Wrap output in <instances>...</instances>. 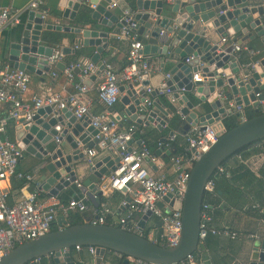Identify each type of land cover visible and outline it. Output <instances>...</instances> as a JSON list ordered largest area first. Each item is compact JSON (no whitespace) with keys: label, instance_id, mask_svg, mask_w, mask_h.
<instances>
[{"label":"water","instance_id":"obj_1","mask_svg":"<svg viewBox=\"0 0 264 264\" xmlns=\"http://www.w3.org/2000/svg\"><path fill=\"white\" fill-rule=\"evenodd\" d=\"M114 1L66 0L62 4V19L75 20L77 12L82 11L87 3L93 6L87 21L79 22L77 26L46 23L39 11L29 9L21 30L12 33L6 59L15 69L43 77L51 72L46 58L55 51L53 46L47 45L44 31L71 32L80 34L74 40L75 44L95 47L88 62L95 63L98 67L95 73L100 74L104 66L101 54L107 49L110 39L106 28L113 25L121 28L126 23L123 18L118 22V17L113 14L110 5ZM133 5L134 11L131 10L138 23L136 33L143 44V55L164 54L180 59L170 71L166 86L177 99L184 132L194 125L205 127L215 122L222 125L220 119L226 107L224 100L215 97L207 101L216 89L222 90L236 105L257 107L258 102L264 100V56L250 69L233 60L231 45L220 46L203 33L212 27L224 29L230 35L240 34L242 37L237 42L241 43L253 37L249 33L252 30L264 43V0H134ZM71 51L74 49L68 46L61 49L63 55ZM189 55L193 60L186 62ZM65 64L60 61L56 65L63 70ZM82 68L76 67L74 72L79 73ZM197 70L202 73L201 81L192 80ZM84 81L89 82L88 79ZM141 85H146V82ZM119 90L125 92L119 101L125 106L124 112L130 121L163 130L169 121L170 108L164 109L158 99L148 108L143 103L142 89L135 88L133 84H129L127 89L120 86ZM14 129L15 140L24 153L33 155L42 163L36 168L39 172L38 188L56 196L77 181V161L84 157L82 147L93 146L92 137L97 133L88 116L76 118L68 109L56 110L49 105L39 107L28 124H15ZM169 134L172 135L173 131ZM161 139L165 140V137ZM257 141H264V111L224 130L193 163L181 204V233L174 246H162L116 225L92 223L88 218L81 223L66 224L65 218L58 216V229L15 246L1 258L0 264H27L48 254L53 255L56 264H74L70 249L76 245L95 247L94 264H104L103 258L108 251L124 255L126 258L122 264H133L130 259L149 264H179L187 255L194 253L199 244L200 212L206 181L237 150ZM174 152V148L167 150L165 147L155 151L162 158ZM118 160V156L109 154L97 158L92 166H88L89 174L77 188L88 195H100L102 192L97 191V185L115 170ZM146 160L149 161L148 158ZM98 204L97 199L95 205ZM151 216V212L146 211L139 217L137 226L140 231ZM252 254L253 258H260L253 264H264V246L258 247L255 241Z\"/></svg>","mask_w":264,"mask_h":264},{"label":"built area","instance_id":"obj_2","mask_svg":"<svg viewBox=\"0 0 264 264\" xmlns=\"http://www.w3.org/2000/svg\"><path fill=\"white\" fill-rule=\"evenodd\" d=\"M46 1L31 0L28 8L39 11L41 18L45 19L46 14L40 8L45 5ZM166 1L172 2L174 0ZM10 17L9 7L0 9V34L5 26L10 23ZM123 19L126 23L115 33V39L127 41V63L117 69L111 62H104L103 69L100 71L101 80L95 88L97 99L105 107L99 113H92L90 103L84 98L90 89L84 80L98 69L95 63L78 60L65 64L62 73L70 79L75 76L74 69L83 66L80 71V80L74 85V92L65 96L58 93L42 96L38 94L27 95L32 79L31 73L26 70L15 69L7 63H0V102L10 103L8 120H13L15 124H28L32 120L34 112L39 107L47 105L55 107L56 110L68 109L76 118L88 116L90 124L97 129V133L93 136V146L82 150L88 166L94 164L95 160L99 158V154H102L101 156L109 154L113 157H119L118 166L107 176L105 181L102 180L97 185V191H119L129 194L126 197L129 199L124 198L120 202L123 212L115 215L114 210L109 205H95V200L98 198L97 193L88 195L80 191V195L71 197L64 202L60 196L48 194L36 186L28 189V186L34 183V173L24 172L18 168V163L24 155V149L19 146L18 141L5 135L7 120L0 119V260L15 246L51 231L59 213L64 217L70 212L85 213L90 211L89 222L116 225L124 230L139 233L162 246L177 244L181 233V204L190 169L202 153L217 141L225 128L220 124L218 127L214 125L191 126L184 133V152L178 155L172 153L168 156L167 163L172 170V175L167 176L162 171L156 174L150 170L146 158L158 168L164 166L165 160L143 144L137 146L131 144L132 141L128 143L139 131L138 127L132 123L125 128H120L116 114L108 109L118 102L121 94L119 87L122 83H129L134 86L140 84L139 86H142L144 77H147L151 72V67L141 52L143 44L137 39L138 23L133 18V11L124 9ZM18 21L14 19V23H18ZM226 41L225 37L220 39V43ZM230 45L233 60L240 61L244 47L236 41L231 42ZM76 47L78 46L76 45ZM62 58L61 51L55 50L50 57L46 58V61L52 67ZM191 60H193L192 55L185 59L186 62ZM256 62L247 63L246 66L253 69ZM52 75H56V72L53 71ZM165 78L168 80L170 74L167 73ZM202 79L201 71L197 70L193 73V81H201ZM153 91L154 89L150 86L142 87L143 103L148 108H151L154 102ZM157 92L163 94L172 106H176L177 113H179L177 99L166 86V83L158 88ZM215 97L224 100L225 114L237 112L241 121L246 120L243 105H236L232 99L226 97L222 90L216 92L213 98ZM164 137L165 140L157 141V149L165 147L170 150L175 141L176 133L173 132L172 135L168 133ZM215 174L229 176V173L222 166L217 168L213 175ZM212 176L204 185V195H215V181ZM12 178L23 181V185L18 196L10 202L9 191L1 182H8ZM75 185L80 187L81 182L75 181ZM165 197L167 200H164ZM159 202L162 203L161 206L158 205ZM209 208L207 203L202 202L198 231L199 243L208 234L228 235L234 238L236 232H230L226 228L211 227ZM146 211H150L158 219L160 230L157 234L145 233L144 230L140 231L137 226V219ZM74 248L76 250L86 248L91 254L95 252L94 246L76 245ZM49 256L53 257L52 254L45 255V257ZM40 259L41 257H38L27 264H39ZM130 260L133 264H149L139 259ZM185 260L186 264H200L193 253L187 255Z\"/></svg>","mask_w":264,"mask_h":264},{"label":"crops","instance_id":"obj_3","mask_svg":"<svg viewBox=\"0 0 264 264\" xmlns=\"http://www.w3.org/2000/svg\"><path fill=\"white\" fill-rule=\"evenodd\" d=\"M65 1L66 0L46 1L45 5L40 8V10L44 11L46 14V23H59L63 25L77 26L76 24L79 23L78 19L81 18V10L77 12L75 20L61 18V12L63 8L62 4H64ZM30 2L31 0H0V9L3 7H9L11 12L10 23L5 26L0 34V63L9 64V61L6 59L8 44L12 40V33H14V31L21 30L22 24L25 22L27 17V11L30 9L28 8V4ZM113 3L115 5H110V8L113 14L118 17V22L123 18L124 9H132L134 11V0H115ZM84 8L92 9V5L87 3ZM14 19L19 20L18 23H14ZM85 21H87V18L80 22ZM208 25H210V23ZM262 25L264 28V21H262ZM120 29L121 28L117 27L116 25L106 28L110 37L109 45L107 49L101 54V60L103 62H111L117 69H120L122 64L126 61V53L128 48L127 41L115 39V33H117ZM45 32L46 31H44V33ZM64 33L65 35L61 39V44L59 47H54L51 43L46 41L47 45H51L55 48V50L60 51L63 46L73 48L74 51L63 55L61 61L65 63V58L72 57L74 54H76V52H80L81 54L79 60H83L87 63L94 53L95 47L83 46L81 43L75 44L74 40L79 38L80 34L71 32ZM203 33L206 38H208L210 41L216 42L220 46L230 45L231 42H237L242 37L238 33L230 35L227 33V30H218L213 27L210 30H204ZM249 33H252L253 37L247 38L240 43L244 47L242 53L243 58L245 60H252L254 56H258V60H260L264 56V43L261 41V38L258 35L254 34L252 30H249ZM220 35H223L227 41L220 43ZM76 45L78 47L75 48ZM248 46H251V48H248ZM143 56L151 67V72L143 79V81L146 82V85L144 86H150L154 90H157L166 83V74L170 73L172 68L180 60L177 57L170 58L164 54ZM57 62H60V60ZM57 62L51 67V72L47 73L43 77L32 76L27 95L38 94L42 96L51 93H58L65 96L68 93L74 92V85L80 80V72H74L75 76L70 79L62 73V70L56 65ZM240 63L243 66H246L247 64L241 62V60ZM53 71L56 72V75H52ZM95 72L89 74V76L86 78L89 81L88 83H85L84 81V83L90 88L84 95V98L90 103L91 112L99 113L103 111L105 107L97 99L95 88L100 82L101 76ZM207 84H213V82H209ZM128 85L129 83L121 84V86H124L126 89L128 88ZM139 85L140 84H137L134 87H139L142 89L143 86ZM219 90L220 89H216L214 93L210 95L207 101L212 100L216 92ZM123 93L125 92H121V94ZM152 96L154 101L158 99L159 104L164 109L169 108L161 102L159 93L157 91L152 94ZM195 103L198 104L199 101L197 100ZM173 107L176 109V106ZM243 107H247L251 110L258 109L264 111V100L259 101L257 107L252 104L246 106L243 105ZM124 108L125 106L119 100L112 107L108 108L110 111L116 114L120 128H125L126 126L135 123L129 120L128 116L124 112ZM9 110L10 103L0 102V119H6L7 123L9 122V124H12L10 137L12 140H15V123L13 120H8ZM170 110L171 111L168 114V120H170L172 116L173 110L171 108ZM224 115H221V123ZM212 125L218 127L219 122H215ZM141 126L148 129L158 130L154 126ZM5 132L7 137H9L10 134H7V129ZM263 142L264 141H261L260 144ZM131 144L140 146L143 144V141L140 138H137V136H134ZM260 144H251L244 152V154L246 153L244 156L242 154H234L221 165L229 173V176L226 177V184L218 182V185H214L216 191V201L210 205L212 209V215H210V225L211 227L217 229L226 228L230 232H236V236L232 238L228 235L208 234V236L198 244L197 250L194 252L196 259L200 264H253V262H258L260 260L258 256L253 258L252 254L255 241L258 247L264 246V149L263 152L258 151ZM66 148L68 149L67 144ZM85 148L86 147H82V150ZM101 155L102 154H99L98 157L100 158ZM167 157L168 156H165V158H163V160H165V164L162 168H158L151 161H147V165L149 166L150 170L156 174L162 171L167 176H171L172 170L167 163ZM40 165H42V163L33 155L24 153L23 157L20 159L18 168L24 172L34 173V183L30 184L28 189H32L35 186L38 188L39 172L36 171V168ZM77 165V181L81 182L89 174L85 155L83 158L77 161ZM106 179L107 176H105L102 180L105 181ZM1 184L9 191V201L12 202L18 196L19 190L23 185V181L12 178L8 182H1ZM79 193L80 190L73 183L60 193V198L65 202L71 197L80 195ZM127 196H129L128 193L112 191L102 192L100 195H98L97 199L99 200V205H109L114 210V214L117 215L123 212V209L120 207V202ZM90 214V211L83 213L86 218H88ZM58 216H61V214L59 213ZM145 229H147V233L149 232L151 234H157L160 230L158 219L153 215L148 218L145 222L143 230ZM70 256L74 264H94V254H91L86 248H82L80 250L71 248ZM120 256L121 255L116 252L108 251L105 253L103 262L104 264H119L117 259ZM60 264H65V262H61ZM179 264H186V260Z\"/></svg>","mask_w":264,"mask_h":264},{"label":"trees","instance_id":"obj_4","mask_svg":"<svg viewBox=\"0 0 264 264\" xmlns=\"http://www.w3.org/2000/svg\"><path fill=\"white\" fill-rule=\"evenodd\" d=\"M90 9L84 8L81 11V18L78 19V21H82L85 18L89 17V12ZM65 35L64 32H60V31H46L44 33V37L45 40L49 43H51L54 47H59L60 46V42L61 39L63 38V36ZM248 48H251V46H248ZM80 52H76V54H74L72 57L70 58H65L66 63H70V62H76L79 60L80 58ZM241 62L243 63H250V62H255L258 60V56H254L252 58V60H245L243 58V54L241 55L240 58ZM127 63V58L126 61L122 64V66H124ZM188 96L195 101L194 97L190 94H188ZM160 100L161 102L166 105L167 107L171 108L172 111V116L170 118V120L168 121V124L163 128V130L158 131L156 129H148L146 127H143L141 125L135 124L138 127V130L134 136H137V138H140L143 141V145L145 147H147L148 149H150L153 153H155L156 149H157V141H159L162 137L166 136L170 131H173L176 133V137H175V141L172 143V148L175 149L174 154L178 155V154H182L184 152V148H185V140H184V131H183V122L182 119L180 117V115L177 113L176 109L167 101L166 97L163 94H159ZM263 112L262 110H251L247 107H244V113L246 116V119L252 118L255 115L259 114ZM240 115L237 112H231L228 114H225L222 118V124L225 128V130H229L233 127H235L237 124H239L240 122ZM6 129H7V134L9 135V138L12 139L11 136V130H12V124H9V122L6 125ZM6 135V132H5ZM7 136V135H6ZM261 141H257L255 143H259L260 144ZM249 146H245L240 148L239 150H237L236 154H242L243 156L246 154H244V152L247 150ZM264 149V144H260L258 147V151L259 152H263ZM168 158V157H167ZM214 181H215V185H218V182H222V183H227V178L224 175H218L215 174L212 176ZM64 201V200H62ZM216 201V191H215V195L211 196L209 194H205L203 197V202L207 203L209 206ZM209 215H212V209L211 207L209 208ZM65 220H66V224H74V223H81L83 221H85L86 216L83 215V213H78V212H70L68 215L64 216ZM58 225L57 222L53 223L51 230H56L58 229ZM144 232H147V229L144 230ZM71 252V249H70ZM193 255L195 256V254L193 253ZM196 257V256H195ZM126 257L124 255H121L118 259L117 262L119 264H121L123 262V260ZM39 264H55V262L52 260V257H41L40 259V263Z\"/></svg>","mask_w":264,"mask_h":264}]
</instances>
